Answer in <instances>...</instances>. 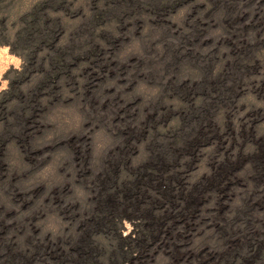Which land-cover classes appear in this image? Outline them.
Wrapping results in <instances>:
<instances>
[{"label": "rangeland", "instance_id": "374dc122", "mask_svg": "<svg viewBox=\"0 0 264 264\" xmlns=\"http://www.w3.org/2000/svg\"><path fill=\"white\" fill-rule=\"evenodd\" d=\"M0 264H264V0H0Z\"/></svg>", "mask_w": 264, "mask_h": 264}]
</instances>
